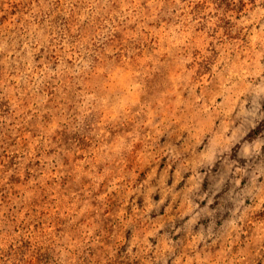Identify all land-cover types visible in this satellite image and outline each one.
Segmentation results:
<instances>
[{
  "label": "rangeland",
  "instance_id": "obj_1",
  "mask_svg": "<svg viewBox=\"0 0 264 264\" xmlns=\"http://www.w3.org/2000/svg\"><path fill=\"white\" fill-rule=\"evenodd\" d=\"M0 264H264V0H0Z\"/></svg>",
  "mask_w": 264,
  "mask_h": 264
}]
</instances>
